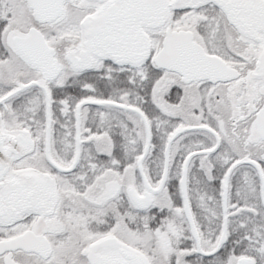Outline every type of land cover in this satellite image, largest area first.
<instances>
[{"label":"snow or ice","instance_id":"snow-or-ice-1","mask_svg":"<svg viewBox=\"0 0 264 264\" xmlns=\"http://www.w3.org/2000/svg\"><path fill=\"white\" fill-rule=\"evenodd\" d=\"M0 264H264V0H0Z\"/></svg>","mask_w":264,"mask_h":264}]
</instances>
